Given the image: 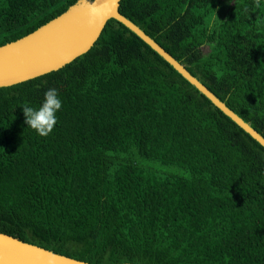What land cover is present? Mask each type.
<instances>
[{
    "label": "trees",
    "instance_id": "1",
    "mask_svg": "<svg viewBox=\"0 0 264 264\" xmlns=\"http://www.w3.org/2000/svg\"><path fill=\"white\" fill-rule=\"evenodd\" d=\"M79 2L0 0V46ZM120 12L264 137V3ZM49 88L63 107L42 137L23 106ZM0 231L91 264H264V146L112 19L71 64L0 88Z\"/></svg>",
    "mask_w": 264,
    "mask_h": 264
},
{
    "label": "water",
    "instance_id": "2",
    "mask_svg": "<svg viewBox=\"0 0 264 264\" xmlns=\"http://www.w3.org/2000/svg\"><path fill=\"white\" fill-rule=\"evenodd\" d=\"M122 0H80L36 31L0 46V88L58 71L88 53L108 22L118 20L160 54L180 74L264 146V137L227 107L208 87L167 52L156 38L120 12ZM0 264H91L58 254L0 231ZM135 264V263H117Z\"/></svg>",
    "mask_w": 264,
    "mask_h": 264
},
{
    "label": "clouds",
    "instance_id": "3",
    "mask_svg": "<svg viewBox=\"0 0 264 264\" xmlns=\"http://www.w3.org/2000/svg\"><path fill=\"white\" fill-rule=\"evenodd\" d=\"M264 3V0H255L257 8ZM63 101L59 91L49 88L44 92L43 100L38 108L30 105L23 106L25 123L34 130L39 136L47 137L58 123L57 113L62 109Z\"/></svg>",
    "mask_w": 264,
    "mask_h": 264
}]
</instances>
